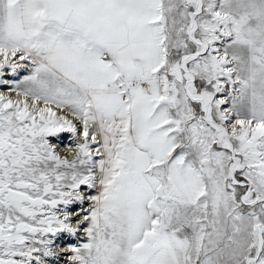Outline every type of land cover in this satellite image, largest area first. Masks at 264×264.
<instances>
[{"label":"snow or ice","instance_id":"1","mask_svg":"<svg viewBox=\"0 0 264 264\" xmlns=\"http://www.w3.org/2000/svg\"><path fill=\"white\" fill-rule=\"evenodd\" d=\"M0 89V264H264V0H0Z\"/></svg>","mask_w":264,"mask_h":264},{"label":"rangeland","instance_id":"2","mask_svg":"<svg viewBox=\"0 0 264 264\" xmlns=\"http://www.w3.org/2000/svg\"><path fill=\"white\" fill-rule=\"evenodd\" d=\"M23 74V73H22ZM0 90H3V89H0Z\"/></svg>","mask_w":264,"mask_h":264}]
</instances>
